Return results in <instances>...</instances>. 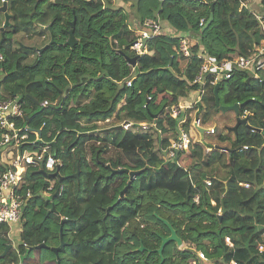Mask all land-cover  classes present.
<instances>
[{
	"label": "trees",
	"instance_id": "obj_1",
	"mask_svg": "<svg viewBox=\"0 0 264 264\" xmlns=\"http://www.w3.org/2000/svg\"><path fill=\"white\" fill-rule=\"evenodd\" d=\"M6 1L10 22L0 34V101L20 97V124L37 130L44 123L41 142L60 161L46 174L26 171L32 197L22 213L17 245L29 248L21 264H197L196 254L175 242L164 246L161 262L155 250L170 233L163 221L183 245L212 259L209 264H264V251L257 250L264 242V68L258 76L234 70L217 91L222 106L244 103L246 124L228 133L215 125L216 146L195 140L187 151L166 157L169 141L179 134L169 109L199 90L193 83L199 54L220 61L259 45L263 34L252 10L260 11L240 8L239 0H122L119 6L118 0ZM211 8L213 21L202 30L199 23L205 24ZM156 16L163 31L147 41L151 54L132 68L126 60L135 56L129 23L134 19L136 27ZM70 29L78 42L73 47L65 44ZM183 34L194 40L187 58L177 51ZM213 90L206 86L195 108L203 125L225 115ZM27 96L39 104L58 100L59 106L43 108ZM125 122L131 123L127 129ZM8 232L0 225V264L18 261L12 248L1 256L11 243ZM60 232L64 246L56 256L51 248L59 247Z\"/></svg>",
	"mask_w": 264,
	"mask_h": 264
},
{
	"label": "built area",
	"instance_id": "obj_2",
	"mask_svg": "<svg viewBox=\"0 0 264 264\" xmlns=\"http://www.w3.org/2000/svg\"><path fill=\"white\" fill-rule=\"evenodd\" d=\"M74 1L68 0L67 4L72 5ZM115 1L111 0L112 3ZM6 2V0H0V6L6 4ZM239 7L248 8L247 4L242 0H239ZM252 14L258 21L261 33L263 34L259 45L248 49L245 54L238 55L234 58H224L220 61H214L202 53L199 54L201 63L193 80V83L200 86L199 90L192 93L194 94L193 99L183 100L169 109L170 116L178 120L177 127L179 134L176 139L169 141L167 158H174L178 153L187 151L196 140V135L192 129H195L197 133H200V130L203 129L202 120L196 116L195 108L204 95L206 86L220 84L221 81L230 78L234 70L244 71L250 75L258 76L257 72L264 68V14L254 10H252ZM203 25L204 21L201 20L199 26L201 27ZM6 29L4 15L0 12V34L5 33ZM129 30L132 39L130 51L142 57L151 54L147 50L146 43L148 40L160 34L163 28L160 19L156 16L155 18L145 19L138 26L129 28ZM192 45L193 43L187 36H181L177 51L180 55L187 58L191 54L190 48ZM131 85V80H127L126 86ZM147 100H150V97H147ZM39 105L43 108L57 107L59 106V101L43 100L37 106ZM241 108L238 113L239 118H247L249 110ZM188 116L192 118L189 127L186 129L183 127V124L186 123ZM24 118V103L17 96L8 97L0 101V225H6L10 230L12 225L18 224L17 229H19V232L21 230L23 210L28 200L32 197L30 189H25L27 183L25 179L26 171L29 168L39 171V165L42 163V169L45 172H52L60 165V161L52 152L50 144L41 142L42 139L39 132L44 128V123L36 130L26 123L20 124V121ZM130 125V122L122 123V127L125 129L129 128ZM139 127L145 128L146 124L140 123ZM215 130V126H210L203 131L206 134H213ZM31 135L34 140L30 139ZM28 142H39L40 145L34 150L23 149V145ZM244 149H247V147H244ZM207 150H210V148H207ZM206 184L210 185V182L207 181ZM239 185L245 188L249 187L245 183H240ZM51 188L52 186H49L47 191L43 192L45 197L49 196ZM59 190L60 188L56 192H59ZM197 199L195 197V201ZM218 214H220V210H218ZM224 241L228 248L233 247L228 237H225ZM11 246H13L18 256H23L29 248L25 243L21 244L22 249L18 245L14 246L11 244ZM257 250L259 253L264 251V242L257 245ZM196 255L199 262L210 263L212 260L206 258L201 252H197ZM227 264L239 263L231 260Z\"/></svg>",
	"mask_w": 264,
	"mask_h": 264
},
{
	"label": "water",
	"instance_id": "obj_3",
	"mask_svg": "<svg viewBox=\"0 0 264 264\" xmlns=\"http://www.w3.org/2000/svg\"><path fill=\"white\" fill-rule=\"evenodd\" d=\"M0 12L3 13V15H4L5 26L8 27L9 26V22H10V17H9V15L7 13V5L6 4H3L2 6H0ZM74 21H75V19H73V21L71 22V26H73ZM212 21H213V8H211L209 18L205 22L202 30H204ZM52 42L53 41L50 40V42L48 44H46L42 48L38 49V54H41ZM77 43H78L77 40L73 36L72 29H70L68 31V39L66 40L65 44L68 45V46H70V47H73ZM138 58H139V56L138 55H135V56H133L131 58H127L126 60H127L128 64L132 68H134L135 65H136V61L138 60ZM219 86H220L219 83H217V84L214 85V90H213V93H214V103H215L216 107L221 112H223V113L226 112V111H228V110H231V111H233L235 113L236 123L232 127H230L229 129H231L233 131H236L238 125H240V124H246V118L241 119L238 116L239 109L244 105V103L243 104L235 103V104L230 105V106H222V105H220L219 104L218 93H217ZM27 98L31 102H33L35 105H38L39 104L34 98H32L30 96H27ZM222 150H225V148H222ZM39 168L40 169H39L38 172H40L42 174H46V172L42 169V163H40ZM134 174H135V172H133V171L129 172L130 178H132L134 176ZM54 176L55 177H58V170H56L54 172ZM75 176H77V173L75 174ZM58 179L60 180L59 177H58ZM125 190H126V187L120 192V196H123ZM51 211L52 212L55 211V208L53 206H52ZM163 222L168 227L170 233H169V235L167 237H164V238L161 239V244H160L159 248L155 250V252H157L159 254V256H161V262L163 260V258H162V251H163L164 246L167 243H169V242H175L177 246H181L182 245V241L178 238V236H177L175 230L172 228V226L170 224H168L166 221H163ZM63 246H64V242L62 240V236H61V232H60V245H59V247L51 248V250L57 256L58 249L60 247H63ZM43 247H45V245L42 244L40 246H37L36 248L38 249V248H43ZM10 248H11V244H7V246H6L5 250H4V253L1 256H4L5 253L7 252V250L10 249ZM142 249L143 248L141 246L139 250H142ZM57 264H58V261H57Z\"/></svg>",
	"mask_w": 264,
	"mask_h": 264
},
{
	"label": "rangeland",
	"instance_id": "obj_4",
	"mask_svg": "<svg viewBox=\"0 0 264 264\" xmlns=\"http://www.w3.org/2000/svg\"><path fill=\"white\" fill-rule=\"evenodd\" d=\"M119 5H122V0H118L116 2L115 6H119ZM126 5L128 7L129 6V2H127ZM123 6H125V5H123ZM248 8H251V7H248ZM183 35L187 36L188 34H183ZM36 40L37 39H32V40H28V41L26 40V42L28 44L29 43H35ZM192 93L193 92H191L190 94H192ZM224 114L225 115H223V116H220L221 115L220 114L219 117L214 121L215 123H213V124L218 125L220 130H224L225 132H227L229 130V128L232 127L236 123V116H235V113L233 111H231V110L226 111ZM214 118H215V115L211 116L210 120H213ZM211 124H209V125H211ZM101 125L103 126L104 124H101ZM105 125H108V124H105ZM192 131L195 133L197 140L203 142L206 145L216 146L212 134H204V131L202 129L200 130L202 134H198L195 129H192ZM108 154L109 155H114L115 151L113 149H110V152ZM17 228H18V224H14V225H12L11 229L8 232V237L11 239V241H12V243L14 245H17L18 241H19V229H17ZM178 248L179 249H185V248L188 249L189 248L190 250H192V252H194V254L197 253V252H195L193 246L190 245V244H185V245L182 244L181 246H178ZM198 263L199 264H209V263L199 262L198 259H197V264ZM45 264H52V263H45Z\"/></svg>",
	"mask_w": 264,
	"mask_h": 264
},
{
	"label": "crops",
	"instance_id": "obj_5",
	"mask_svg": "<svg viewBox=\"0 0 264 264\" xmlns=\"http://www.w3.org/2000/svg\"><path fill=\"white\" fill-rule=\"evenodd\" d=\"M242 1H244L246 4H247V6L248 7H252V8H254V9H256V10H258V11H260V13L261 14H263L264 13V8L262 7V9H260V7H259V2H260V0H242ZM258 4V5H257ZM257 7L259 8V9H257ZM132 19V18H131ZM135 23H137L134 19H132L131 20V22L129 23V28H135ZM168 30L169 31H172V32H174V30H173V28H168ZM174 34V33H173ZM188 38L190 39V41L192 42V43H194V40H193V38L190 36V35H188ZM210 118V117H209ZM210 126H215V124H213V125H209V123H207L206 125H203V129L202 130H205V129H207V128H209ZM198 134H202L201 133V131H200V133H198ZM206 134V133H205ZM196 141H199V140H197L196 139ZM207 148H209V147H207ZM206 148V149H207ZM9 238V237H8ZM9 240L11 241V239L9 238ZM10 244H13L12 243V241H11V243ZM14 245V244H13ZM14 246H16V245H14ZM11 248L13 249V251H14V253L16 254V251L14 250V248H13V246H11ZM17 255V254H16ZM21 258H22V256H18L17 255V263H14V264H21Z\"/></svg>",
	"mask_w": 264,
	"mask_h": 264
}]
</instances>
